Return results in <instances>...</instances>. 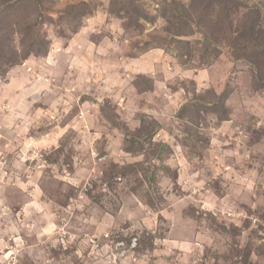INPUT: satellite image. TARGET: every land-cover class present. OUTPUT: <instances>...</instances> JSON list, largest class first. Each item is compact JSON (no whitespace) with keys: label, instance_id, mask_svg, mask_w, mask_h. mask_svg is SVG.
I'll return each instance as SVG.
<instances>
[{"label":"rangeland","instance_id":"rangeland-1","mask_svg":"<svg viewBox=\"0 0 264 264\" xmlns=\"http://www.w3.org/2000/svg\"><path fill=\"white\" fill-rule=\"evenodd\" d=\"M0 264H264V0H0Z\"/></svg>","mask_w":264,"mask_h":264},{"label":"built area","instance_id":"built-area-1","mask_svg":"<svg viewBox=\"0 0 264 264\" xmlns=\"http://www.w3.org/2000/svg\"><path fill=\"white\" fill-rule=\"evenodd\" d=\"M122 243H124V242H122V241H121V242H119V244H122ZM130 246H131V247H133V244H132V245L130 244Z\"/></svg>","mask_w":264,"mask_h":264}]
</instances>
